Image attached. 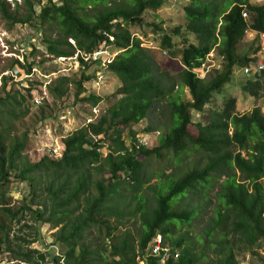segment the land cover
<instances>
[{
  "label": "trees",
  "instance_id": "1",
  "mask_svg": "<svg viewBox=\"0 0 264 264\" xmlns=\"http://www.w3.org/2000/svg\"><path fill=\"white\" fill-rule=\"evenodd\" d=\"M21 1L26 13L20 16L17 4L11 11L9 3L0 0V17L8 27L31 23L34 16L38 23L33 25H53L56 37L49 35L43 41L47 53L56 58L72 57L76 51L91 53L101 45L111 46L119 53L105 68L118 79L121 87L112 94L120 98L96 122L84 124L61 139L63 150L59 158L42 155L38 160H29L23 154L27 146L26 134L14 137L12 143L7 144L5 134L9 126L5 125L7 120L25 115L27 110L19 109L30 97V88L26 95L11 89L6 92L4 79L0 88L4 94L0 98V125L3 126L0 128V254L23 264H44L48 252L31 247L43 238L38 226L42 223L54 231L49 235V243L60 249L64 264H136L137 255L145 252L147 244L157 234L164 242L169 239V246L179 252L177 260L166 264H196L204 254L201 257L194 254L185 235L174 238L172 235L179 226H188L202 207L178 210L172 207V202L185 192L204 189L211 180L224 177L216 192L215 217L202 230L205 246L201 253L210 247L216 258L213 264H237L234 245L227 238L229 235L248 244L264 239V114L260 107L247 114L235 113L236 99L233 97L225 102L222 110L206 112L205 106L213 93H219L230 82L234 67H245L256 60L259 49L256 39L245 54L240 55L238 47L246 29L264 32V3L252 5L247 0H230L228 5L212 6L209 0H191L183 9L187 21L185 29L195 36L197 43L183 47L179 54L173 50L170 36L178 35L179 30L167 34L151 24L163 33L160 48L168 50L171 58L179 55L184 67L175 77H170L159 71L150 51L142 48L129 30V26L140 27L144 23L143 13L159 10L164 0H60L59 3L46 0L44 5L41 0ZM35 6H40L38 14ZM244 9L249 11L248 20L242 17ZM104 34L112 36L113 42ZM214 47L223 56L222 69L210 80H199L190 70L197 68ZM78 62L87 67L81 60ZM16 65L19 64L14 60L9 68ZM31 65L23 66L26 72ZM91 79L82 71L80 78L72 82L76 96L82 84ZM58 82L48 89L57 99L66 94L70 80L63 77ZM174 86L178 87V92L169 97ZM184 88L191 101H182L180 95ZM240 88L255 100H262L264 74L250 78ZM82 101L96 107L103 98L89 94ZM161 101L167 103L162 144L157 148L137 149L134 143L141 133L131 127L147 119ZM193 114L199 115L196 121L192 119ZM191 123L195 124L197 135L188 133ZM126 128H130L128 146L122 139ZM156 131L148 126L142 133ZM190 146L202 152L206 162L202 167L194 165L176 178L164 176L165 183L159 182L168 189L156 195L155 206L147 213L140 203L143 197L137 194L149 181V178L143 180L141 158H160L163 151H171L175 161ZM104 147L108 152L103 156L100 150ZM235 172L239 173L238 177ZM105 173L109 174V179L104 178ZM120 173L126 175V180H119ZM18 182L27 183L29 202L38 210L32 209L26 200L16 209L7 207L5 187ZM124 187L130 192L128 200L121 190ZM133 201H136V208L127 216L133 217L141 211L137 246L131 242V235L124 232L117 244L111 245L112 260L108 262L101 252L90 249L87 234L91 228L98 227L104 230V239L112 238L118 228L112 227L107 217L115 216L117 222L122 221L126 208ZM223 209L225 213L222 214ZM25 215L33 220L34 226L24 223L17 232L28 230L25 235L12 234V225H19ZM52 261V264H59V257H52ZM146 263L158 264L150 257L146 258Z\"/></svg>",
  "mask_w": 264,
  "mask_h": 264
},
{
  "label": "rangeland",
  "instance_id": "2",
  "mask_svg": "<svg viewBox=\"0 0 264 264\" xmlns=\"http://www.w3.org/2000/svg\"><path fill=\"white\" fill-rule=\"evenodd\" d=\"M60 0H54V2L59 3ZM191 0H164L163 6L157 11H145L143 13L144 23L138 26H129V30L132 33V37L138 38L140 41V46L146 48L150 51V55L154 59L156 66L159 71L162 73H167L170 77H175L179 74L184 68L180 63V56L177 55L175 58H171L168 50H162L160 48L162 32L167 31V34H170V31L174 29L179 30L178 35L171 36V42L173 44V50L179 54V50L189 44H196V38L193 34L186 31V19L184 17V7L190 3ZM212 6L222 3L228 5L230 0H209ZM6 2V1H5ZM42 5L46 4V0L40 1ZM249 4L252 5H261L264 3V0H247ZM18 15H23L26 13V9L20 0ZM10 10H13V5L9 2ZM40 6H35V12L38 14ZM243 12L247 14L245 20L249 19V11L244 9ZM36 16H34L33 21L28 24H16L14 26L8 27L9 24L1 19L0 17V28L3 33L7 36V42L10 46L16 45L19 47H25L29 53V60L31 59L32 67L35 68V73L32 75V84L29 85V79L26 83L20 84L11 83L6 87V92L11 89L12 91H19L22 94H27L26 86L36 85L35 88L46 83V97L43 100V104L39 107L33 106L31 102V95L29 98H26V101L20 107L19 110H27L24 116L17 119L7 120L8 123L5 125L9 126L8 132H6L5 140L7 144L12 143L14 137H21L23 134L27 136V146L25 149L24 155H27L29 160H38L43 154H45L44 148L50 146H60L61 139L67 137L69 134L82 127L85 124V120L92 115V107L83 102L82 99L89 94H94L103 98L96 107L99 110L100 114H103L109 106L114 104V102L120 98V96L113 97L112 94L121 87V83L118 79L111 73H109L106 68L99 64L92 65H81L80 62L73 60V56L65 59L64 61L58 60V58L50 55L46 51V43H44L43 38L51 35L52 38L56 37L55 29L53 25H43L37 26ZM151 24H154L161 28L160 30L154 29ZM68 42H71L68 39ZM253 42V37L250 35L248 30H245L243 36L241 37L240 44L238 47V53L245 54L248 50V47ZM110 52H113L114 49L110 46ZM163 51L167 55L163 54ZM13 59H7L5 62L0 63V71L8 68L9 64ZM84 72L86 76L92 77L88 82L82 84V89L79 95L76 96L75 85L72 83L80 78L81 72ZM68 78L70 84H68V90L62 98H53L49 92V88L55 87L59 84L58 79ZM250 77L246 76L242 72V67L236 66L233 69V72L230 77V82L225 84L219 93H213L212 99L205 106V111L209 110H222L225 102L230 98L236 99L235 104V113L242 115L247 114L252 111L255 107H260L262 113L264 114V98L262 100H255L250 97L247 93L241 90V86L249 80ZM1 88V87H0ZM33 87H30V90ZM178 92V87L174 86L171 91V94L168 96H173L174 93ZM38 93V92H36ZM181 99L183 102L191 101V97L188 93V90L184 88L182 90ZM4 94L0 90V98H3ZM166 101H161L157 103L154 108L151 110L149 117L142 120L140 123L133 125L131 128L135 132L141 133L139 138L146 137L148 142L147 149L154 147H160L162 144L163 137L165 135L166 129L164 126L165 119L167 118L166 114ZM163 112V113H162ZM162 114V115H161ZM164 114V116H163ZM197 114L192 115L193 121H196L198 117ZM3 116H8L3 113ZM45 117V119H43ZM98 117L95 119V121ZM156 128V132L151 133H142L146 127ZM3 126L0 125V128ZM130 128H126L122 135L126 146L129 145L130 139L128 137ZM188 133L190 135H197V130L195 124L191 123L188 126ZM160 134V135H159ZM108 144V143H107ZM101 154L104 156L107 154V148L104 147L100 150ZM245 156V152H241ZM160 158L150 156L146 158H141L144 163V179L149 178L148 183L139 190L137 193L143 197V200L140 201L144 210L149 213L155 206V199L157 194H164L168 186H163L161 182L165 183L164 176H172L176 178L184 174L187 170L195 165V167H202L206 162L204 154L200 151H196L191 146L185 153L179 154L178 160L174 161L173 153L171 151H163ZM236 176H239V173L235 172ZM96 179H99V176H96ZM104 178L109 179V174L105 173ZM126 180V175L123 173L119 174V180ZM224 177H221L220 180H211L209 186L202 189L199 188L194 192L184 193L183 196L177 197L172 202V207L178 210L180 209H193L195 207L201 206L196 214L194 215L193 220L188 226H179L173 232L172 238L185 235L188 242L187 245L190 249L194 251V254L201 257L204 254V258H201L197 261L196 264H213L216 260L215 255L213 254V249L207 247V249L202 252L204 249V234L202 230L205 226L208 227L210 220L214 219L215 208L217 206L216 192L218 191L219 185ZM176 180V179H173ZM116 181V180H113ZM159 182V183H158ZM264 183V182H263ZM126 186V185H124ZM121 189L123 194L126 195L128 200L130 192L127 190ZM5 200L7 202V207L13 209L21 206L24 200L26 203L29 202V192L30 189L27 183H10L5 187ZM205 196L207 199H205ZM184 197V198H182ZM182 198V199H181ZM121 199V198H120ZM181 199V200H180ZM117 200V198H116ZM121 199V203H122ZM175 202V203H174ZM174 203V204H173ZM136 201H133L126 208V216L122 221L117 222L115 216L107 217L110 225L112 227H117L118 229L113 232L112 238L104 239V230H98V227L91 228L87 234L88 243H90V249H95L101 252L104 256L107 257V261L112 260L110 256L111 245L117 244L118 237L122 236L124 232H128L132 237V243L136 247L137 242L141 232V211L133 217H128L127 213H133L136 206ZM32 209L38 210L37 207L32 206ZM221 213H225L223 209ZM34 226V222L28 215H25V219L17 224L12 225V234H15L18 230V227L22 224ZM40 224V223H39ZM39 229L41 236L47 241L49 240L50 230L47 224H40ZM180 225V224H177ZM28 230L23 229L20 233H16L19 236L25 235ZM32 233V232H31ZM42 238V239H43ZM202 239L199 241V239ZM228 240L234 245V255L237 264H264V239L258 240L254 244H248L244 240L241 241L238 237L229 235ZM215 240V238H212ZM130 242V243H131ZM152 242V239L149 241ZM165 242L169 245V239H165ZM34 246L38 249H41L42 242H37ZM32 247V245H31ZM47 248V247H45ZM59 252L60 249L58 248ZM100 253V254H101ZM117 260V258H114Z\"/></svg>",
  "mask_w": 264,
  "mask_h": 264
},
{
  "label": "built area",
  "instance_id": "3",
  "mask_svg": "<svg viewBox=\"0 0 264 264\" xmlns=\"http://www.w3.org/2000/svg\"><path fill=\"white\" fill-rule=\"evenodd\" d=\"M6 1L7 3H11L13 6L15 4H19L20 0H1ZM242 17L246 18L247 14L245 12L242 13ZM250 32V35L253 37V40H257V46L258 51L256 54V60L251 63L248 66L242 67V72L244 75L255 79L264 74V32L263 33H257L255 31H251L249 29H246ZM109 42H113V37L107 34H104ZM134 37V36H133ZM71 44L73 45L74 42L69 39ZM110 46L109 45H101L97 49H95L91 53H85L81 51H76L74 54L73 60L79 61L81 60L84 64L92 65V64H99L103 66L104 68L112 62V60L115 58V56L119 53L117 50H114L113 52L109 51ZM164 55H167L166 52L163 51ZM29 53L27 52V49L25 47H19L16 45L10 46L7 42V36L3 33L2 29L0 28V63L5 62L7 59H13L12 61L18 62L19 65H16L12 68H5L0 71V87L3 84L4 79L7 81L8 84L16 83H26L27 79H29V85L32 84V75L36 72L35 68L32 67L33 64L31 63V59L29 60ZM67 58H61L59 57L58 60L64 61ZM224 59L223 56L219 55L216 47L212 48L204 57L203 60H201L200 65L197 68H194L190 70L196 78L202 81H207L212 78L217 72H219L222 69ZM31 65L30 71L26 72V70L23 68L25 65ZM184 68V67H183ZM46 83H42V85L38 86L36 85L32 86H26V89H29L30 87H33L30 90L31 95V102L33 106L39 107L43 104V100L46 97ZM38 92V93H36ZM100 112L97 110V108L92 107V115L91 117H88L85 120V124H91L96 122L95 119L98 117ZM196 117H199L197 114ZM135 147L138 149L140 147H147L148 142L145 137L138 138L136 142L134 143ZM63 147L60 146H50L44 148L46 156L59 158L61 156ZM42 242V248L38 249L32 244L33 249L40 250L41 252H51L52 254H48L45 258L44 264H52V257H59V264H64V259L61 253L58 251V249L50 245L49 241H46L44 238L41 240ZM40 242V243H41ZM47 247V248H45ZM50 250V251H49ZM178 250L173 249L170 247L167 243L164 242L162 236L160 234L155 235L152 238V242H149L146 246L145 252L137 255L136 257V264H147L146 258H154L158 262V264H166V262L170 260H177L178 258ZM0 264H23L19 261L10 260L6 257V254H0Z\"/></svg>",
  "mask_w": 264,
  "mask_h": 264
},
{
  "label": "clouds",
  "instance_id": "4",
  "mask_svg": "<svg viewBox=\"0 0 264 264\" xmlns=\"http://www.w3.org/2000/svg\"><path fill=\"white\" fill-rule=\"evenodd\" d=\"M145 138H146V137H145ZM52 232H54V231H51L50 234H51ZM50 234H49V235H50ZM49 239H50V238H49ZM47 241H49V240H47ZM53 246H54V245H53ZM55 247H56V246H55ZM56 248H57V247H56ZM49 251H50V250H49ZM58 251H59V250H58ZM48 254L51 255V254H52V250H51V252H49Z\"/></svg>",
  "mask_w": 264,
  "mask_h": 264
},
{
  "label": "crops",
  "instance_id": "5",
  "mask_svg": "<svg viewBox=\"0 0 264 264\" xmlns=\"http://www.w3.org/2000/svg\"><path fill=\"white\" fill-rule=\"evenodd\" d=\"M57 249H58V247H57Z\"/></svg>",
  "mask_w": 264,
  "mask_h": 264
}]
</instances>
